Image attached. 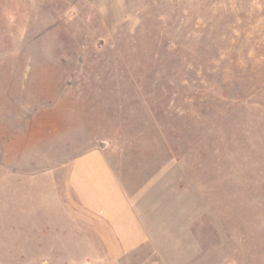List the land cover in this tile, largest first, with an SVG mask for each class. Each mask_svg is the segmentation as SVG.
<instances>
[{"label":"rangeland","instance_id":"374dc122","mask_svg":"<svg viewBox=\"0 0 264 264\" xmlns=\"http://www.w3.org/2000/svg\"><path fill=\"white\" fill-rule=\"evenodd\" d=\"M91 152L153 244L82 223ZM0 264H264V0H0Z\"/></svg>","mask_w":264,"mask_h":264},{"label":"crops","instance_id":"0c3cea01","mask_svg":"<svg viewBox=\"0 0 264 264\" xmlns=\"http://www.w3.org/2000/svg\"><path fill=\"white\" fill-rule=\"evenodd\" d=\"M70 161V185L80 204L82 223L97 233L110 257L122 258L154 243L103 154L85 153Z\"/></svg>","mask_w":264,"mask_h":264}]
</instances>
